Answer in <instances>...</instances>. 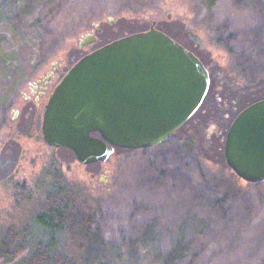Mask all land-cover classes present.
Instances as JSON below:
<instances>
[{
	"label": "rangeland",
	"instance_id": "1",
	"mask_svg": "<svg viewBox=\"0 0 264 264\" xmlns=\"http://www.w3.org/2000/svg\"><path fill=\"white\" fill-rule=\"evenodd\" d=\"M154 21L209 69L198 110L169 140L117 147L105 161L83 164L47 144L39 79ZM88 34L97 39L80 45ZM262 97L264 0H0V227L22 212L18 186L35 183L26 193L43 200L54 183L96 207L101 250L88 256L99 263L264 264V181L243 180L224 155L232 120ZM55 240L52 251L76 261L78 240Z\"/></svg>",
	"mask_w": 264,
	"mask_h": 264
},
{
	"label": "water",
	"instance_id": "2",
	"mask_svg": "<svg viewBox=\"0 0 264 264\" xmlns=\"http://www.w3.org/2000/svg\"><path fill=\"white\" fill-rule=\"evenodd\" d=\"M91 36V37H90ZM88 34L80 45L96 40ZM210 72L191 49L155 27L106 42L73 63L45 104L41 133L83 164L115 148H150L168 139L201 106ZM224 155L247 182L264 181V97L228 127Z\"/></svg>",
	"mask_w": 264,
	"mask_h": 264
},
{
	"label": "flooded vegetation",
	"instance_id": "3",
	"mask_svg": "<svg viewBox=\"0 0 264 264\" xmlns=\"http://www.w3.org/2000/svg\"><path fill=\"white\" fill-rule=\"evenodd\" d=\"M67 70L65 72H57V74H55L53 77L50 75L49 79H47L46 75H44L42 79H39V82H42V84L34 85L36 87V89L34 90V103L38 107L42 106V115L46 102L52 94L56 84L60 81ZM210 87L211 76L209 89ZM34 184L35 183L27 184V187L18 186V190L14 192L15 201L19 205L22 212L20 215L13 219V222H11V224L3 223L2 225L4 227H0V232H4L3 234H1V237L4 238L7 236H11L15 238L11 246H5V248L1 250L0 264L6 261H10L11 257L14 260L12 264H18V262H15V260H17V258L19 259L20 257L21 261H23L22 264H103L102 262L99 263V261H96V258L85 256L83 250L77 248V246L74 247V255L77 257V259L75 258L76 261L67 262L65 256H63L62 251H59L57 253L52 251V243L56 242L55 239L57 238V235H62L65 231H67H64V229L67 227V220H69L68 218H71V220L76 219V221H79L81 216H67L63 214L59 215V222H57L53 226L51 224V216L49 217L48 215L35 214V204L39 200L35 199L36 189L32 190V188H30L29 190H32V192L29 194L26 193V189H28L30 185ZM48 185L50 188L54 184L49 183ZM65 200L67 201V198ZM44 201H46V199ZM75 226H79V224L77 223L75 224ZM39 235L42 237H39ZM46 238H48V240ZM76 243L77 242H75L74 244L76 245ZM97 250L98 249H95V251ZM100 250L101 249H99L98 251ZM4 251L6 254L3 253ZM95 251L93 254H95ZM105 261L107 264H113L111 263V260L105 259ZM127 263L125 262L124 264Z\"/></svg>",
	"mask_w": 264,
	"mask_h": 264
},
{
	"label": "trees",
	"instance_id": "4",
	"mask_svg": "<svg viewBox=\"0 0 264 264\" xmlns=\"http://www.w3.org/2000/svg\"><path fill=\"white\" fill-rule=\"evenodd\" d=\"M173 135H171L167 140H169ZM60 190L61 189L55 186H51L50 188L48 187L47 190H45L44 199H39L37 201V207L35 204V214L48 215L49 217L51 216V224L53 226L59 222V215H80L81 218L79 221L68 218L69 220H67V227L64 229V231L67 230L68 233H71L72 237L74 236L78 240L76 245L78 248L83 250L85 256H88V254L90 255V253L93 254L96 249L94 246L96 243L100 244L99 239L102 238V230L96 225L98 222V213L96 207H94L86 197L69 198L66 195L60 193ZM66 198L67 201L65 200ZM45 199L46 201H44ZM77 208L78 210H76ZM77 223L79 226H75ZM14 240L15 238L11 236L3 238L0 235V254L1 250H3L5 246H11ZM3 253L5 254V251ZM65 258L67 262L74 261L70 257Z\"/></svg>",
	"mask_w": 264,
	"mask_h": 264
}]
</instances>
